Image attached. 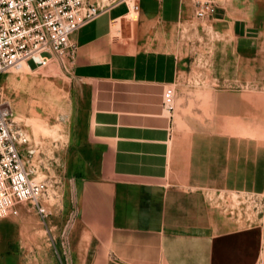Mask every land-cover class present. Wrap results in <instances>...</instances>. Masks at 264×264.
<instances>
[{"label":"rangeland","instance_id":"rangeland-1","mask_svg":"<svg viewBox=\"0 0 264 264\" xmlns=\"http://www.w3.org/2000/svg\"><path fill=\"white\" fill-rule=\"evenodd\" d=\"M187 1L190 11L166 26L160 41L180 60L170 114L182 159L173 163L167 184L199 190L214 213L247 226L259 222L264 207V49L229 60L218 48L229 37L213 18H198L195 1ZM217 3L264 15V0ZM48 57L47 64L29 63L36 72L21 67L0 74V100L13 112V127L28 137L21 153L31 176L49 182L45 216L26 202L17 204L18 216L0 218V264H85L87 251L73 248L84 201L95 199L94 213L103 196L111 195L113 205L119 197L122 183L111 174L108 150L92 135L89 85L73 76L71 60ZM34 121L48 131L36 135Z\"/></svg>","mask_w":264,"mask_h":264},{"label":"crops","instance_id":"crops-1","mask_svg":"<svg viewBox=\"0 0 264 264\" xmlns=\"http://www.w3.org/2000/svg\"><path fill=\"white\" fill-rule=\"evenodd\" d=\"M136 1L137 10L116 3L72 36V74L93 94L92 135L106 146L111 174L122 183L114 205L105 195L94 213L95 199L87 196L73 248L87 251L85 264H264V207L259 222L241 226L214 213L199 190L167 184L182 148L163 94L177 84L180 60L160 41L190 4ZM212 18L229 37L218 47L229 60L264 49V15L218 4Z\"/></svg>","mask_w":264,"mask_h":264},{"label":"built area","instance_id":"built-area-1","mask_svg":"<svg viewBox=\"0 0 264 264\" xmlns=\"http://www.w3.org/2000/svg\"><path fill=\"white\" fill-rule=\"evenodd\" d=\"M194 1L198 18L214 16L217 0ZM120 2L132 10L139 8L136 0H0V74L24 64H47L53 55L72 60L76 54L72 36ZM175 104L176 92L168 87L163 108L170 114ZM13 124L12 110L0 100V218L18 216L17 204L26 202L45 216L41 200L49 193V182L33 180L21 153L28 138Z\"/></svg>","mask_w":264,"mask_h":264},{"label":"bare ground","instance_id":"bare-ground-1","mask_svg":"<svg viewBox=\"0 0 264 264\" xmlns=\"http://www.w3.org/2000/svg\"><path fill=\"white\" fill-rule=\"evenodd\" d=\"M131 3H132V0H131ZM22 68H23V70L24 71H26V70H28L29 72L31 71V72H36V71H38V70H40V69H36V70H33L32 68H31V66H30V64H24L23 66H22ZM41 68V67H40ZM33 131H34V133L37 135V133H39V132H47L48 130L46 129V128H44V126H43V124H41L40 122H38V121H34L33 123ZM24 133V132H23ZM24 135L27 137V135L24 133ZM28 138V137H27ZM33 180H35L34 178H33ZM35 181H37V180H35ZM235 197H237L236 196V194H233Z\"/></svg>","mask_w":264,"mask_h":264}]
</instances>
